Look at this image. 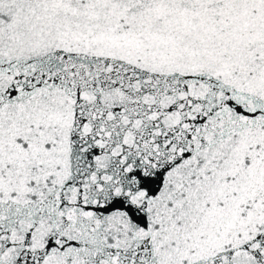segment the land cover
Here are the masks:
<instances>
[{
  "label": "snow or ice",
  "instance_id": "snow-or-ice-1",
  "mask_svg": "<svg viewBox=\"0 0 264 264\" xmlns=\"http://www.w3.org/2000/svg\"><path fill=\"white\" fill-rule=\"evenodd\" d=\"M0 264H264V0H0Z\"/></svg>",
  "mask_w": 264,
  "mask_h": 264
}]
</instances>
